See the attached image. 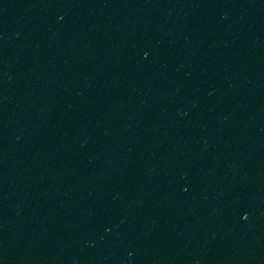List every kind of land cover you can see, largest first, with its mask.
<instances>
[{"label":"water","instance_id":"95a60500","mask_svg":"<svg viewBox=\"0 0 264 264\" xmlns=\"http://www.w3.org/2000/svg\"><path fill=\"white\" fill-rule=\"evenodd\" d=\"M0 264H264V0H0Z\"/></svg>","mask_w":264,"mask_h":264}]
</instances>
